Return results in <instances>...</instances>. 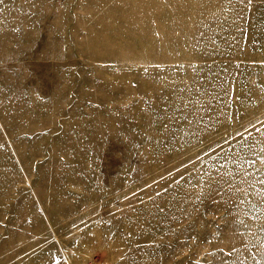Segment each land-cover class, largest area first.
I'll return each instance as SVG.
<instances>
[{"label":"rangeland","instance_id":"rangeland-1","mask_svg":"<svg viewBox=\"0 0 264 264\" xmlns=\"http://www.w3.org/2000/svg\"><path fill=\"white\" fill-rule=\"evenodd\" d=\"M0 264H264V0H0Z\"/></svg>","mask_w":264,"mask_h":264}]
</instances>
